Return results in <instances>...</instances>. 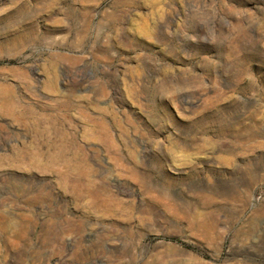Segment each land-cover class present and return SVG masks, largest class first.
Returning <instances> with one entry per match:
<instances>
[{"label": "rangeland", "instance_id": "1", "mask_svg": "<svg viewBox=\"0 0 264 264\" xmlns=\"http://www.w3.org/2000/svg\"><path fill=\"white\" fill-rule=\"evenodd\" d=\"M0 264H264V0H0Z\"/></svg>", "mask_w": 264, "mask_h": 264}]
</instances>
